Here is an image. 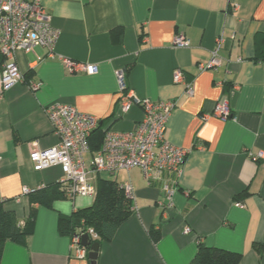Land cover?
<instances>
[{
    "label": "crops",
    "instance_id": "0c3cea01",
    "mask_svg": "<svg viewBox=\"0 0 264 264\" xmlns=\"http://www.w3.org/2000/svg\"><path fill=\"white\" fill-rule=\"evenodd\" d=\"M42 5L60 32L54 59L43 48L18 53V68L29 82L0 91L4 209L23 225L29 212L23 191L55 185L62 177L57 167L35 172L29 160L31 152L58 144L47 106L72 105L98 118L106 131L129 132L142 119L138 106L120 112L115 73L123 70L127 89L138 99L175 101L164 138L190 152L166 209L160 206L168 202L162 185L149 186L139 169L98 175L130 183L135 202L133 215L99 247L96 264H189L198 240L241 255L239 264H264V0H43ZM111 33L121 43H113ZM176 35L188 41L187 48L173 47ZM218 40L223 65L200 72ZM61 59L94 65L96 73L72 76ZM176 70L191 82V97L173 83ZM31 82L40 89L30 90ZM222 100L232 118L202 122ZM95 154L85 156L87 166ZM92 203L59 199L51 208L38 207L27 246L6 243L1 264H90L74 256L57 226L59 217ZM150 230L159 231L157 244Z\"/></svg>",
    "mask_w": 264,
    "mask_h": 264
},
{
    "label": "built area",
    "instance_id": "2783aa9c",
    "mask_svg": "<svg viewBox=\"0 0 264 264\" xmlns=\"http://www.w3.org/2000/svg\"><path fill=\"white\" fill-rule=\"evenodd\" d=\"M43 0H0V91L24 82L16 56L18 53H31L35 48H43L48 59H54L55 46L60 32L54 28L42 5ZM233 6L232 10H236ZM211 51L210 59L198 66L199 71H217L223 65L219 56V44ZM173 47H188V41L182 35H176ZM64 69L70 74L94 75L96 67L90 64L76 63L61 59ZM118 83L119 109L128 113L133 106L142 110V119L129 132L107 131L101 148L88 163L85 156L89 154L88 138L100 126V120L94 116L80 113L74 106L52 104L45 108V115L58 137L56 147L48 150H35L29 160L35 172L57 167L62 173L58 181L63 199L74 202L77 198L94 199L96 194L95 179L106 173L110 177L119 171L129 172L133 168L141 171L144 181L162 185V192L167 204H160L162 209L168 207L173 194L177 191V181L181 167L189 150L169 144L164 134L175 107V101H150L138 99L125 85V73H115ZM174 84L184 87V95L191 97V82H186L184 74L176 70L172 75ZM33 92L40 89V84L31 82ZM209 118L225 122L232 118V113L225 100L215 104L209 115H202L200 120ZM127 200L132 203L134 211L135 193L130 183L121 186ZM28 190L23 191L26 196ZM184 232L190 233L188 228ZM93 236L92 231L76 234L70 240V249L77 259L87 256V251L80 245L82 235Z\"/></svg>",
    "mask_w": 264,
    "mask_h": 264
},
{
    "label": "trees",
    "instance_id": "16d2710c",
    "mask_svg": "<svg viewBox=\"0 0 264 264\" xmlns=\"http://www.w3.org/2000/svg\"><path fill=\"white\" fill-rule=\"evenodd\" d=\"M111 38L113 43H121V39L114 38L112 33ZM23 79L24 83L29 82L26 77ZM106 132L99 126L91 133L88 138L89 152L100 150ZM95 189L96 194L90 207L78 210L69 217H59L57 226L59 236L71 240L76 234L92 231L90 243H97L100 247L101 244L112 241L118 228L133 215L132 203L126 199L121 185L116 180L97 176ZM26 196L29 212L23 225L19 224L14 212L5 210L3 203H0V264L6 243L27 246L33 235L38 207L51 208L55 200L64 198L58 183L31 191ZM149 235L153 244L160 240L159 231L150 230ZM256 252L259 254V249H256ZM241 258L239 254L208 248L198 240L195 256L189 264H239Z\"/></svg>",
    "mask_w": 264,
    "mask_h": 264
},
{
    "label": "water",
    "instance_id": "95a60500",
    "mask_svg": "<svg viewBox=\"0 0 264 264\" xmlns=\"http://www.w3.org/2000/svg\"><path fill=\"white\" fill-rule=\"evenodd\" d=\"M80 245L84 249H87V251H88L87 258L90 261V264H96V260H97V256H98V250H99V245L97 243L91 244L90 243V238L86 234L81 236Z\"/></svg>",
    "mask_w": 264,
    "mask_h": 264
},
{
    "label": "rangeland",
    "instance_id": "374dc122",
    "mask_svg": "<svg viewBox=\"0 0 264 264\" xmlns=\"http://www.w3.org/2000/svg\"><path fill=\"white\" fill-rule=\"evenodd\" d=\"M36 49V48H35ZM34 51V50H33ZM32 51V52H33ZM31 52V53H32ZM27 54H29V53H27ZM68 60V59H67ZM117 72V71H116ZM124 73H125V71H124ZM23 75V74H22ZM75 75H79V74H72V76H75ZM88 76H92V75H88ZM116 78V77H115ZM117 81V80H116ZM117 86H118V83H117ZM52 105V104H51ZM98 176V175H97ZM113 177V176H112ZM122 186V185H121ZM80 243H81V238H80ZM86 251H87V249H85ZM87 254H88V251H87ZM87 257V256H86Z\"/></svg>",
    "mask_w": 264,
    "mask_h": 264
}]
</instances>
